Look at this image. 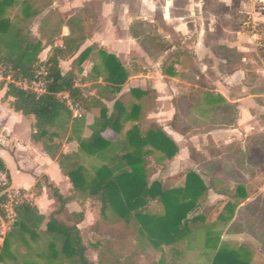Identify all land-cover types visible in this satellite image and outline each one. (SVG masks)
Instances as JSON below:
<instances>
[{"label":"trees","instance_id":"1","mask_svg":"<svg viewBox=\"0 0 264 264\" xmlns=\"http://www.w3.org/2000/svg\"><path fill=\"white\" fill-rule=\"evenodd\" d=\"M53 3V0H0V89L6 90L4 100H9L15 113L33 118L32 140L40 143L44 155L59 166L62 175L70 180L73 191L64 197L55 186L46 184L53 199L59 203V209L49 221L40 214L35 203L23 202L16 206L15 222L0 247V263L36 264L30 259L32 244L43 239L46 255L41 257L51 263L95 264L86 257L87 248L78 228L85 214L68 209L69 204L82 206L88 199H95L102 204L103 215L112 224L113 221L122 222L128 227L135 223L141 245L149 244L155 250H161L164 246L191 242L192 229L197 227L198 231L204 232V248L213 252L211 264H252V253L246 246L229 247L211 226H206L205 217L198 214L210 191L231 196V190H220L213 181L208 185L194 171L186 175L183 187H171V178L150 182L148 158L159 153L163 159L172 161L180 150L158 125L142 129L145 112L154 107L153 91L132 89L129 95L117 98L130 76L119 59L96 46L80 53L89 39V23L96 19L95 12L84 7L65 18L60 12L50 10L41 19L39 36L33 35L31 25ZM14 7H20L21 16L12 20L6 14ZM64 28L69 30L67 36L62 35ZM59 40L61 44H58ZM47 49L46 60L42 61L41 55ZM92 55L99 61L92 69L93 81L83 77V65ZM68 60L73 61L70 70L65 72L61 62ZM41 68L45 69L46 75L38 77ZM39 79L45 83V93L41 95L21 87ZM99 79L104 85L97 84ZM129 96L134 103L127 105L125 99ZM208 100V105L225 103L221 96ZM104 101L114 102L112 112ZM69 104L77 106L83 113L97 110L99 116L89 128L91 136L78 139L79 150L66 153L59 141L60 133L69 129L76 133L86 127L85 115L80 119L73 118ZM127 122L135 125L123 138L115 141L107 138L109 132L122 136ZM86 159L91 162L89 170L85 168ZM3 174L7 186L1 183ZM9 184V173L0 159V222L5 217L3 206ZM42 188L40 183L35 186L37 196L41 195ZM232 198L246 200L244 188L239 186ZM151 204L160 205L163 214L151 213ZM235 208L234 204L226 203L223 213L228 216L221 213L218 221H229ZM57 215H64L66 221L58 220ZM42 226L46 227L45 231L41 230ZM118 240H105L98 253V264H135L134 259L144 253L141 247L140 250L136 247L124 254V247ZM12 245H17L14 252ZM6 258L12 261L6 263Z\"/></svg>","mask_w":264,"mask_h":264},{"label":"rangeland","instance_id":"2","mask_svg":"<svg viewBox=\"0 0 264 264\" xmlns=\"http://www.w3.org/2000/svg\"><path fill=\"white\" fill-rule=\"evenodd\" d=\"M53 2L54 6L45 10L31 25L33 35L39 36L41 19L50 10L60 12L65 18L78 13L82 6L88 5L99 10L100 5L106 2L113 5L112 12L115 17L127 8L130 10L129 15L134 21L129 25V32L135 40L138 38L137 49L132 51L129 57L119 60L129 72V79L132 75L141 74L142 68L148 66L145 62L147 51L151 56L159 55L154 59L157 69L164 72L170 70V76L176 74L175 78L168 81V87L160 81L162 95L159 104L160 117L153 118L150 122L160 120L163 127L168 128V132L172 126L182 134V137L175 138L180 151L172 161L163 159L159 153L148 158L150 182L171 178V187H183L186 175L194 171L202 175L208 185L213 181L217 183L218 189L231 190L232 195L223 199L209 192L208 197L202 201L198 214L205 217L206 226H211L212 231L219 234L222 242L231 248L246 246L252 253V264H264V116H260L256 104L252 103L255 98L264 95V23H260L253 13V8L256 7L264 14V0H53ZM165 3L172 7L174 17L184 19L177 22L187 23L183 31L179 29L180 23L166 25L163 21L162 8ZM189 5L193 6V10L189 9ZM140 11L143 14L140 15ZM20 16V7H14L6 14V17L12 20ZM93 28H96L95 25L90 24V29ZM200 34L204 39L202 48L207 51L204 57H197L193 53V46ZM166 36L170 37L169 41L176 47L175 50H170ZM234 48H239L242 54ZM212 55L218 62L216 66L211 65L209 56ZM45 56L46 51L42 53L41 58L44 59ZM95 59L98 60L97 57ZM151 77L155 78L153 74ZM129 79L117 98L130 94L132 89H129ZM141 83L138 85L141 86ZM219 83H225V86L220 87ZM143 87L145 88L144 85ZM222 90H225L231 100L244 101L245 98H250L251 102L249 105H245V102L208 105L209 97L217 98L216 93ZM132 102L134 103V99L130 96L125 99L127 105ZM108 106V110L112 111L114 103H108ZM239 107L250 108L251 114L247 119L240 120L241 131L233 132L235 128H239L235 127L239 121V117L236 118V108ZM131 123H124L123 135L118 138H123L135 125ZM149 124H145L142 129L146 130ZM194 146L201 155L197 157L192 155L191 158L190 151ZM85 163V168L89 170L90 160L86 159ZM4 176L6 177L5 174ZM39 180L41 185L48 183L43 177ZM239 186L244 188L246 200H249L245 207L240 206L246 200L232 198ZM7 188L13 190L11 184ZM35 197L25 193L23 201L36 203ZM50 198L53 201L49 199V202L53 203H47V221L51 218L50 214L59 209V203L53 199L51 192ZM7 202L8 197L5 204ZM228 202L236 206L234 215L227 222H219L218 217ZM80 207L85 219L78 227L83 244L87 248L86 257L92 263H99L98 253L105 240L114 238L119 239V244L124 247L122 251L124 254L136 247L138 250L140 247L143 249L144 253L134 259L135 264H161L162 261L164 264L212 262L213 252L204 248V232L198 231L197 227L192 229L194 235L190 239L191 242L183 241L174 246H164L161 250H155L149 244L139 243L135 223L125 227L122 222L113 221L112 224V221H108L103 215L102 204L99 201L88 199ZM149 211L154 214L164 212L163 208L156 204H151ZM223 215L228 216L226 212ZM56 218L66 221L64 215H57ZM107 221L110 224H107ZM11 224L5 214L0 222V247L3 246L4 239L12 228ZM44 244L43 239L36 245L32 244L31 261L36 264H62L58 261L51 263L41 257L46 255L43 251ZM16 247L17 245H12V252ZM5 261L10 263L12 259L6 258Z\"/></svg>","mask_w":264,"mask_h":264},{"label":"crops","instance_id":"3","mask_svg":"<svg viewBox=\"0 0 264 264\" xmlns=\"http://www.w3.org/2000/svg\"><path fill=\"white\" fill-rule=\"evenodd\" d=\"M98 1H102V0H98ZM53 6L54 3L52 7ZM84 7L91 8V6L88 5L82 6L79 9V11ZM112 9H113V5L107 2L100 5L99 10L92 9L96 14V19L91 21L89 24H91V26L95 25L96 28H93L94 31H92L93 29L89 30V34H90L89 39L82 47L80 53L86 50L87 48L96 46L97 49L103 50L110 55H114L119 60H121L123 57H129L132 51L137 49L136 47H137L138 38H136L137 40L136 41L135 37L130 36V32H129V25L134 21V19L131 18L129 15L130 10L127 8L128 10L126 9L118 17H115L113 15ZM189 9L193 10V6L189 5ZM162 11H163L162 12L163 21L165 22L166 25H174V23H180L181 26L179 29L182 31L184 30L183 27L187 23L177 22V21H184V19L182 17H174L172 15V7L170 6L169 3L164 4ZM141 12L142 11H140V15L143 14V12L142 13ZM253 13H254V17L260 23H264V14L261 11V9H256V7H254ZM68 34H69V30L67 28H64L62 35L67 36ZM185 35L187 34H183V36ZM165 39L166 42L170 43L169 44L171 48L170 50H175L176 47L172 46V43L169 41L170 37L166 36ZM239 39L241 41L240 37ZM203 40L204 39L200 34L197 38V42L193 46V53L197 57H204L207 55V51H205L204 48H202ZM58 44H61L60 40L58 41ZM236 50L238 52L241 51L239 48ZM45 51H46V56L44 59L41 58L42 61L46 60L48 54V49ZM239 53L242 54L241 52ZM145 55L147 57L145 62L147 63L148 66L142 68L143 70L140 72L141 74L132 75V77L129 79L130 82L129 89L153 91L154 107L151 111L145 112L143 116L144 124L142 126H144L147 123H150L148 127L152 124L158 125L177 144L175 138L182 137V134H180L176 129L170 126L169 127L170 132H168L167 131L168 128L163 127V124L160 123V120L155 122H150V120H152L153 118L159 119L160 117L159 104L162 100V95L159 87L160 81H163L165 84H167L165 86L168 87L169 84L168 81L171 80V78H175L176 74L175 75L173 74L172 77L170 76L171 73L170 70L164 72L161 69H157L158 67L157 68L155 67L154 59L159 55L151 56L148 51L146 52ZM95 58L96 56L92 55L90 59L83 65V77L89 78V80L91 81L94 80L91 77L93 66L98 63V60H96ZM209 59H211L210 60L211 65L216 66L218 64L217 60L213 57V55L209 56ZM72 61L73 60L61 62V67L63 71L66 72L70 70ZM223 63H226V61H223ZM132 67H134V64L132 65ZM152 74L154 75L155 78L151 77ZM226 81L230 82L231 80H226ZM0 82H1V77H0ZM140 82H142L141 86L138 85V83ZM90 84L92 83H88V85ZM97 84L104 85V82L102 79H99L97 81ZM219 84L220 87L225 86V83L224 84L219 83ZM143 85L145 86V88L143 87ZM79 86L81 87V83L79 84ZM5 93H6L5 89H0V159L2 160L3 164L5 165L9 173L10 184L12 189L21 190L24 193L32 194L36 196L35 204L37 205L40 214L45 216L46 218L47 217L46 212H48L47 203H53V202H49L51 200L50 190L46 187L45 184L42 185L43 188L40 196H37L36 193L33 194L35 190V186L38 183H40L39 179L42 177L45 178L48 184L55 186L60 191L61 195H63L64 197H68L72 194L73 187L70 180L62 175L59 166L55 162L50 160L47 156L44 155L41 149V144L36 143L32 140V134L34 132L32 128L34 123L33 118L25 117L22 114L15 113L9 105V100L8 101L4 100ZM216 96L217 97L221 96L225 100V105L237 104L241 102H245V105H249L251 102L250 98H245L244 101L242 99L231 100V98L227 96L225 90L217 92ZM257 99H260V101ZM104 103L109 109L108 103H114V102L104 101ZM252 103L256 104L257 106L256 108L258 109L260 116L261 115L264 116V95L258 96L257 98H255V100ZM236 111H237L236 118L239 117V121H237L238 119H236L238 123L237 124L235 123L236 124L235 127L238 126L239 128L238 129L235 128L233 132H240L241 124L239 122L242 118L247 119L248 115L251 114V110L250 108L242 109L241 107H239L236 108ZM110 112L112 111L110 110ZM83 114L85 115V119H86L85 129H83L82 131L80 129L76 133H73L71 129H69V131L60 133L61 136L59 140L63 144L66 153L78 151L79 150L78 139H81V137L87 139L92 134L89 128L90 126L93 125L95 118L99 116V112L97 110H93L88 113L84 112ZM131 124L133 125V123ZM106 136L110 141H115L119 137L114 132H109ZM192 155L193 157H197L201 155V153L199 152L196 146L192 147V150L190 151L191 158ZM3 176L4 174L1 175V177ZM160 181L164 182L166 180H160ZM210 192H212L214 196L219 197L221 199L226 198V196L219 195L215 193V191L213 190ZM248 201L249 200L244 201V203L240 207H245ZM70 207H74V208H70ZM68 209H70L71 212H78V213L81 212V207L77 203L70 204L68 206ZM53 214L54 212L50 214V217ZM45 229H46L45 226L41 227L42 231H45ZM33 244L36 245L35 243Z\"/></svg>","mask_w":264,"mask_h":264},{"label":"built area","instance_id":"4","mask_svg":"<svg viewBox=\"0 0 264 264\" xmlns=\"http://www.w3.org/2000/svg\"><path fill=\"white\" fill-rule=\"evenodd\" d=\"M46 75V71L44 68H41L39 73H38V77H43ZM24 90L27 91H32L34 93H36L37 95H41L43 93H45V83L42 80H37L31 84H22L21 86ZM70 110L72 112L73 118H77L80 119L83 116V112L81 111L80 108H78L77 106H73L71 104H69ZM1 183L3 184V186H7V179L5 176L1 177ZM10 189V188H9ZM7 194H8V202L7 204H5L4 206V211L6 214V218L9 219L12 224L11 226L14 224L15 222V218H16V213H15V207L18 206L19 204L23 203V199H25V193L21 190H7Z\"/></svg>","mask_w":264,"mask_h":264}]
</instances>
